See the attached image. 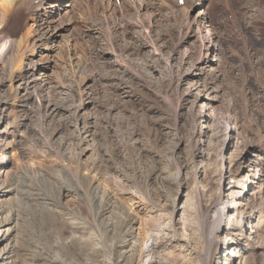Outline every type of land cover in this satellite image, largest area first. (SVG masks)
Segmentation results:
<instances>
[{
    "label": "rangeland",
    "instance_id": "1",
    "mask_svg": "<svg viewBox=\"0 0 264 264\" xmlns=\"http://www.w3.org/2000/svg\"><path fill=\"white\" fill-rule=\"evenodd\" d=\"M6 1L0 264H264V0Z\"/></svg>",
    "mask_w": 264,
    "mask_h": 264
},
{
    "label": "bare ground",
    "instance_id": "2",
    "mask_svg": "<svg viewBox=\"0 0 264 264\" xmlns=\"http://www.w3.org/2000/svg\"><path fill=\"white\" fill-rule=\"evenodd\" d=\"M11 3L13 1H15L19 6H29V7H32L34 8L35 10L37 11H40L42 9H45V5L47 4H51V3H48L47 0H10ZM59 0H55V2H57ZM103 1V0H102ZM110 1V0H108ZM170 1V0H169ZM193 2V4L190 6V7H193L194 9L197 7L198 8V11L196 13H194L195 11H193L194 9H192V11L190 9H188V14L190 13H194V17L197 18L198 17V20L196 19V21H203L202 19H204L205 17L203 16V11H204V3L203 2L204 0H193V1H190V0H185V2ZM7 4L9 3V0L6 1ZM88 2V1H87ZM99 2V1H98ZM176 3H179L177 0H175ZM198 2V4H196ZM70 3V1H69ZM89 3H92V2H89ZM109 3V2H108ZM74 4V3H73ZM100 4V3H99ZM102 4V3H101ZM67 5V4H65ZM79 5V4H77ZM124 5V4H123ZM168 5V4H167ZM15 6V5H14ZM17 6V5H16ZM52 8H55L57 6V3H53L52 5H50ZM21 9V8H20ZM158 9V8H157ZM19 10V9H18ZM30 10V9H29ZM74 10V9H73ZM72 10V11H73ZM98 10V9H97ZM197 10V9H196ZM45 11V10H44ZM184 11H187V10H184ZM46 12V11H45ZM85 13V12H84ZM51 14V13H50ZM91 14V13H90ZM188 16V15H187ZM56 19V18H55ZM4 37V36H3ZM5 42H9V40L5 41ZM4 43V42H3ZM8 44H5L3 45L2 49H1V52H0V58L3 56V53L7 50V47ZM1 171V170H0ZM2 183H0L1 185ZM2 194V193H0ZM234 208H228L227 210L224 209V212H223V225H218L220 223L217 224V226H215V228L219 231L222 227L226 228L227 230L231 229V227L233 228L234 226H236L237 222H238V218L236 217L235 215V212L233 211ZM244 221V220H243ZM239 223V222H238ZM9 230V227L7 225H4V224H1V221H0V244H3V243H6V232ZM83 237V236H82ZM81 238V237H80ZM86 238V237H85ZM97 238V237H95ZM81 240V239H80ZM86 240V239H85ZM91 240V237H88L87 241L90 242ZM83 241V239L81 240ZM87 242V243H88ZM123 254H120L119 257H121ZM122 258V257H121ZM228 259V258H227ZM119 261V260H118ZM1 263V262H0ZM231 263V262H230Z\"/></svg>",
    "mask_w": 264,
    "mask_h": 264
}]
</instances>
